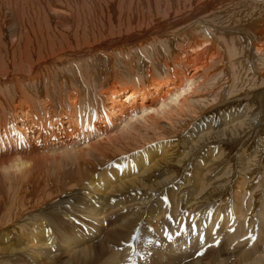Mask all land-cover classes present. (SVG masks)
<instances>
[{"label": "bare ground", "instance_id": "6f19581e", "mask_svg": "<svg viewBox=\"0 0 264 264\" xmlns=\"http://www.w3.org/2000/svg\"><path fill=\"white\" fill-rule=\"evenodd\" d=\"M225 1L0 0V55L5 38L19 57L56 53L29 76L0 72V264H264V8L245 25L206 16ZM110 16L136 33L92 51L155 46L160 76L62 110L3 104Z\"/></svg>", "mask_w": 264, "mask_h": 264}, {"label": "rangeland", "instance_id": "374dc122", "mask_svg": "<svg viewBox=\"0 0 264 264\" xmlns=\"http://www.w3.org/2000/svg\"><path fill=\"white\" fill-rule=\"evenodd\" d=\"M218 5H219V7H218ZM218 5L213 6L212 7L213 10L210 9L211 14L206 15L208 18L210 16H211L210 18H216L218 16L219 18H222V20L220 22L224 21L225 24H228V23L231 24L234 21L233 19L239 18L240 21L238 20V22L240 24L239 23L238 24L239 25H245L248 23L249 17L251 19L249 22L254 21V20L256 21V20H258V18H260L258 13H260L261 9L264 8V0H227L223 4L221 3V5L220 4H218ZM208 10L203 12V14H206V12H208ZM245 10H247V11H245ZM245 12H246V14H245ZM254 14H255V16H254ZM61 15L65 16V13L61 14ZM251 16L255 19H253ZM201 17H203V15ZM243 20H244V22H242ZM103 24L105 26L102 25L101 26L102 28L99 27L100 31H97L98 33L95 32L97 27L93 28V30L95 29V31L93 32V30L90 29L91 26H89L90 28H86L84 30L82 29V31L79 30L78 32H81V33H79L73 39L71 38V41H70V43L72 42L71 47H74L75 49L74 50H72V49L66 50L65 49V51L71 50L70 52H72L76 55L77 54L82 55L83 51L86 50V49H84V47L89 45L90 47H87V49L88 50L91 49L90 53H88L87 55H85L83 57L76 56V55L73 57L72 56H70V57H66V56L63 57L62 56L61 58L54 60L52 63L43 66L40 70H37L36 73L34 75H32V76H34V78L32 79L33 81H31L29 83L28 82L25 83V81H24V84H22L23 86L19 85L16 88H15V86H9L10 88H8V87L5 88L4 89L5 92L3 93V97H1V98H5V99L8 98V100L6 99L7 102L3 103V104L4 105L5 104L12 105V106H13V104H15V106L18 105L17 104V97H18V95L21 94L22 97L25 99L24 102H27L29 100V102L31 103V106H33V109H35L37 107H41L40 105H42V104L43 105L44 104H50V108H54V109L58 108L57 110H62L63 107H67L66 106L67 99H70V98L74 99L75 95H82L81 97H83L84 100H86L87 97L89 99H92L91 98L92 95L96 94L98 91L102 92L103 90L104 91L109 90V88H110V86H112V84H117V85L122 86V87L130 86L133 84L137 85L139 82H142V80H144V78H146L147 75H148V77H149V75L153 76V77H158L162 74V71H163L162 67L159 66L156 58L154 57V56H156V53L155 54L153 53V51H155V46H152V47H150V49H147L146 50L147 52L143 49H142L143 51L136 49L133 51L134 53L133 52H132V54L127 53L126 56H123L124 54L117 53L116 51L113 52V50L108 53V54H112L111 57L105 56L106 52L105 53L93 52L92 50L98 44L105 43L102 41L108 42V40H109V42H110L111 40L114 41V40H118L119 38H121L119 40L121 41V43H124L127 36H129L131 34L134 35L136 33V32L134 33V31H130V29L127 28V30L125 29L126 34H123V31H121L123 28L120 30V28L118 27L119 26L118 21L113 20V18L111 16L109 19H108V17H106ZM109 25H110V27H109ZM191 26H192V23L190 25L184 27L181 30V32H182L181 35L185 36L186 34H191V33H188L189 32L188 29ZM228 26H230V25H228ZM88 29L90 30V32L92 31L93 33H90ZM79 35L82 37L83 40L80 38ZM122 35H123V37L124 36L125 37L123 38ZM99 36L101 39L99 38ZM103 36H104V38H103ZM253 37H254V39H257V40L259 39V37L256 35H254ZM103 39H105V40H103ZM4 42L5 43L3 45V51H4L5 55H3V54L0 55V72L4 73V74L5 73H7V74H18L19 72H21V73H24L25 76L26 75L29 76L31 74L29 71L30 68H35L39 64L42 65L46 62L47 59L54 58L56 56V53L52 54V52H54V50L53 51L51 50V52H48L50 50L45 51L43 48H40L38 50L35 49L34 53L27 54V57H25V58L22 56L19 57L20 52H19L18 48L13 50V51H10L9 43L7 42L6 38L4 39ZM84 42H86V43H84ZM92 42H93V44H92ZM21 43H23V42H20V45H21ZM65 44H66L65 42H62L60 45H56V46L53 45V46L57 47V50H55L57 52V54H59L58 50H60L62 47H63V49L66 47ZM174 46H172L171 43H166V44H164L163 47L164 48L169 47L170 51H171L172 47H174ZM5 49L7 50V53L5 52ZM9 51H10V53H12L13 57H11L9 55V53H8ZM158 51L160 53L162 52L160 49H158ZM170 51L168 49H166L165 53L169 54ZM160 53L157 54L158 59L160 60V58H161L163 60L164 57H167L168 64H170L172 57H168V56H165L163 54L160 55ZM245 54L248 55L247 50H246ZM124 57H126V60L123 59ZM22 59L27 60L28 66L25 67L21 64ZM132 59H134L133 63H132ZM43 61H44V63H43ZM245 64H249V62H247ZM132 69H134L135 71L134 70L132 71ZM37 73H40L41 76ZM237 74H239V73H237ZM142 76H144V77L142 78ZM20 83H22V82H20ZM85 86H86V88H85ZM7 90L10 92L9 94L6 93V92H8ZM244 91L239 92L242 94L238 93L237 95L233 96L234 99L236 100L235 104L250 101L251 100V93L255 92V89L254 90H252V89L251 90H244ZM84 94H85V96H84ZM37 104H39V105H37ZM225 104L228 105L230 103L225 102ZM27 105L28 104L26 103V106ZM53 106H55L56 108ZM65 110H64V112H65ZM41 111H42V109H39V112H41ZM89 113H90V115H93V113L91 111ZM62 115H63V111H62ZM55 126H57V129H61V130L66 131V135L68 138L73 133V129H75L73 127L74 124H72V122L63 121V120H62V122L59 121V123L56 124ZM33 136H35L34 137V139H35L38 136V131L33 133ZM38 162L40 163L41 160L34 161V163L32 162V165H34ZM34 183H35L34 180H27L25 182V185L31 186ZM29 193H31V192L29 191Z\"/></svg>", "mask_w": 264, "mask_h": 264}]
</instances>
